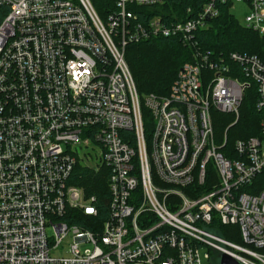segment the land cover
Masks as SVG:
<instances>
[{
	"label": "built area",
	"instance_id": "built-area-1",
	"mask_svg": "<svg viewBox=\"0 0 264 264\" xmlns=\"http://www.w3.org/2000/svg\"><path fill=\"white\" fill-rule=\"evenodd\" d=\"M111 1L102 17L90 0H0V264H203L205 248L208 264L222 254L264 264V63L196 38L237 4L242 25L264 35V0ZM160 38L192 57L168 95L140 96L127 47ZM252 85L260 134L232 147L225 137L224 153L213 112L234 116L228 131ZM79 165L109 170L101 232L64 220L98 214ZM69 235L66 255L52 257Z\"/></svg>",
	"mask_w": 264,
	"mask_h": 264
},
{
	"label": "trees",
	"instance_id": "trees-1",
	"mask_svg": "<svg viewBox=\"0 0 264 264\" xmlns=\"http://www.w3.org/2000/svg\"><path fill=\"white\" fill-rule=\"evenodd\" d=\"M100 16H104L105 6L112 3L111 0H90ZM183 9L193 3V0H170ZM4 13L0 12V22ZM202 49L227 55L233 52L251 54L257 56L264 63V35H260L245 28L236 17L224 7L221 15L214 19L209 28L197 34ZM193 49L185 47L175 39H154L148 42L132 44L127 47L126 60L137 90L140 96L155 94L166 96L171 85L177 78L181 66L192 57ZM257 92L254 85L247 90L240 109L238 122L229 128L235 118L232 115L213 112L215 141L222 147L225 137L228 145L232 147L238 139L247 140L260 134L261 115L256 110ZM146 117L148 116L145 111ZM227 147V146H226ZM225 147L221 151L225 153ZM80 177L78 185L84 186L87 197L94 196L98 208L97 216H87L79 210H68V216L64 218L70 225H77L85 230L101 232L102 225L108 218L110 193L108 190L107 168L98 171L77 166L76 175ZM91 225H95L91 226ZM234 226V225H230ZM222 227H225L222 225ZM237 227V226H236ZM238 228V227H237ZM219 234L229 241L230 237L224 235L219 228ZM240 241V230L238 228ZM234 242V241H233Z\"/></svg>",
	"mask_w": 264,
	"mask_h": 264
},
{
	"label": "rangeland",
	"instance_id": "rangeland-1",
	"mask_svg": "<svg viewBox=\"0 0 264 264\" xmlns=\"http://www.w3.org/2000/svg\"><path fill=\"white\" fill-rule=\"evenodd\" d=\"M232 12L234 16L238 19V21L243 24L245 16L248 12L247 8L244 7L242 4H237L235 5L234 9H232ZM214 117V116H213ZM74 151L78 155V158L82 163H88V164H94L95 161L97 160L96 158V151L90 149V148H85V147H79L77 146L74 148ZM225 226V225H224ZM220 227V226H219ZM220 231L226 235L227 237H230L234 242L239 243L240 241H236L238 239V228L236 226H225V227H220ZM241 240V239H240ZM72 237L69 235L66 237L59 248L56 250H53L51 252V256L54 258H62L63 256L66 255V251L68 249V245L72 243ZM240 244V243H239ZM208 253V249H201L200 250V257L202 260L203 264H208L207 259L205 258V254ZM216 261V260H215Z\"/></svg>",
	"mask_w": 264,
	"mask_h": 264
},
{
	"label": "water",
	"instance_id": "water-1",
	"mask_svg": "<svg viewBox=\"0 0 264 264\" xmlns=\"http://www.w3.org/2000/svg\"><path fill=\"white\" fill-rule=\"evenodd\" d=\"M220 264H241L227 254H222Z\"/></svg>",
	"mask_w": 264,
	"mask_h": 264
}]
</instances>
